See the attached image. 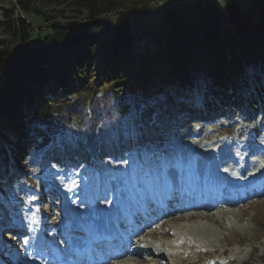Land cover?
<instances>
[{
  "label": "trees",
  "instance_id": "trees-1",
  "mask_svg": "<svg viewBox=\"0 0 264 264\" xmlns=\"http://www.w3.org/2000/svg\"><path fill=\"white\" fill-rule=\"evenodd\" d=\"M9 2L0 13L1 169L13 146L33 149L59 126L55 154L95 165L188 134L192 122L232 127L233 117L263 112L264 0Z\"/></svg>",
  "mask_w": 264,
  "mask_h": 264
},
{
  "label": "rangeland",
  "instance_id": "rangeland-1",
  "mask_svg": "<svg viewBox=\"0 0 264 264\" xmlns=\"http://www.w3.org/2000/svg\"><path fill=\"white\" fill-rule=\"evenodd\" d=\"M216 1L223 8L222 0ZM3 6L10 7L9 0H0V13ZM33 22L34 30L43 31V28L38 26L39 22L35 20ZM1 35L0 33V37ZM146 39L145 36L140 37L136 51H140L144 47ZM263 114L264 110L257 116H249L245 119L242 117L233 118L230 122L231 124L235 123L234 127L224 126L223 123L215 121L205 127L204 132L200 133V138L187 139L184 134L182 136L179 132H171L166 142L168 144L163 146L162 154L156 153L152 146L145 153H133L126 160L117 162L116 165H112L108 160L109 171L113 173V176L109 177V181H106L105 184L102 182L103 178L98 176L103 172V167L67 171L65 164L54 157L47 156L48 160L44 161L42 156L47 155L46 152L50 148L51 141L54 140L58 143L60 139L61 129L59 128L54 133L47 134L49 140L40 141L38 152L30 153L29 162L24 159L25 157L22 162L15 158L11 159L13 161L9 164L8 161L3 162L4 166H9V172H11L10 177L6 179L13 180V183H10L6 197L0 194V226H15L13 223L26 224L32 221V226L36 227L43 211L50 212L52 208L58 209L59 206H71L76 211L82 209L86 212L96 210V208L99 212L105 211L106 208L121 210L124 205H130L136 200L135 192L137 190H134L133 186L137 187L138 184H141V181L138 183V180L143 178L153 187L155 182L159 183L161 180L174 182L178 171H180L178 168L181 169L184 166L195 168L197 172L203 171L204 166L211 175L219 174L223 169L231 174H237L240 169L246 168L245 170L248 169V171L243 178L247 179L248 176H253L255 171L261 169L264 171V118L261 117ZM226 120L229 119L226 117ZM195 126L197 128L199 123H196ZM259 127L261 129L257 133ZM132 131L134 134V130L130 131L129 128L130 135ZM251 135H255L259 142L250 141ZM241 146H245L244 154L240 153ZM16 149L18 146H13L14 152ZM194 154L195 156H193ZM161 155L167 156L168 160L176 157L179 160L178 164L174 166L173 164L162 165L164 169L172 170L170 175H163L158 167V161L162 164ZM18 156L20 158V154ZM216 163H220L218 168ZM35 165L42 168L35 169ZM14 173L17 175L15 176ZM18 176L20 177L19 181H15ZM166 186L164 184L159 186L156 190L157 195L165 192ZM46 187L48 188L45 190ZM256 188L258 194H255L250 201L228 205L225 210H220L217 213H211L206 209L184 211L185 214H178L181 219L173 217H178L176 213L171 216L173 220L168 217L165 223L158 225L160 227L152 228L154 230L147 229L149 234L155 233L156 235V240L153 241L154 245L156 243L165 244L173 241L172 239L175 241L176 236L180 238L178 234L174 238H164L160 234L161 228L181 232L182 236L189 241L180 245L176 244L174 247L163 248L161 246L163 256L159 260L164 264H211V262L264 264V181L258 183ZM39 190L42 193L47 190L55 193V196H52L54 201L46 207L40 205L38 207L30 197H32L31 194L36 197L34 193ZM109 194L112 196H108ZM57 196L59 197L57 198ZM8 197L10 199L7 204ZM59 202L60 205L57 206ZM87 202L88 204H85ZM30 207L34 210H29ZM35 213L37 217L31 220ZM189 214H205L209 217L200 218L198 216L187 220ZM183 224L193 226H184ZM180 226L182 229L177 231ZM5 234L3 240L7 238L11 241L12 234ZM151 246L155 247L152 249H157V246ZM158 249L160 248L158 247ZM132 259L135 260V264L140 260L137 257Z\"/></svg>",
  "mask_w": 264,
  "mask_h": 264
},
{
  "label": "bare ground",
  "instance_id": "bare-ground-1",
  "mask_svg": "<svg viewBox=\"0 0 264 264\" xmlns=\"http://www.w3.org/2000/svg\"><path fill=\"white\" fill-rule=\"evenodd\" d=\"M18 160V159H17ZM28 161H30V159H28ZM20 163V162H19ZM216 164H218V163H216ZM220 164V163H219ZM218 164V167L220 166ZM205 165V164H204ZM206 166V165H205ZM222 167V166H221ZM203 170H207L206 169V167L204 168V166H203ZM248 171V169L247 170H244V173H246ZM11 172H9V166L7 167V172H6V178L8 177H10L9 175H11L10 174ZM15 174V176L17 175V173H14ZM211 175V174H210ZM222 175V174H221ZM249 177V176H248ZM247 177V178H248ZM210 179H211V177H209ZM252 178V176L250 177V179ZM211 181H213V182H215V180L214 179H211ZM48 187H46V188H44L45 190L47 189ZM41 191H42V189H41ZM41 191H39V194L40 195H44L47 191H45L44 193H42ZM178 200H180L181 201V198L180 199H178L177 197H175L174 195L170 198V203L171 204H175V203H177V201ZM103 207H105V206H103ZM97 209V208H96ZM187 209H190V208H185L184 210H187ZM66 211V210H65ZM67 211L69 212V209H67ZM111 214H106L105 215V217H107V216H110ZM181 215V214H180ZM178 216V215H177ZM200 217V218H205V217H207L208 215H205V214H192V215H190L189 214V216H188V218H186L187 220L189 219V218H192V219H194V218H197V217ZM209 217V216H208ZM174 218H180V216H178V217H174ZM181 219V218H180ZM184 225V224H183ZM6 227H8V225H5ZM10 227H13V229L14 228H18V226H11V225H9ZM184 226H190V227H192L193 225H188V224H185ZM3 227V226H2ZM147 228V227H146ZM158 228V227H157ZM179 229H177V231L178 230H180V229H182V226H180V227H178ZM189 228V227H188ZM162 230L160 231V234L164 237V238H174L177 234L180 236V238H183V240H184V243L185 242H189L185 237H183L182 236V234H181V232H176V231H174V230H172V229H168V228H161ZM142 230H144L143 228H142ZM13 234V233H12ZM149 234V233H148ZM150 236H151V238H153V239H155V233H150ZM173 241H170V242H167V243H156V245H154L153 243L151 244V245H153V246H157V249L156 250H154V253H152L149 249H148V247H142V246H138L140 243H143V244H145L148 240H147V238H142V237H136V238H134L133 239V241H132V245L134 246V251L133 252H130V253H125L123 256H120L119 258H118V261H121L122 263H120V264H132L131 262H129V261H132V262H134L135 260H133L132 258H135V257H137V258H139L140 260L138 261V263L137 264H164V263H162L159 259L160 258H162V256H163V252L161 251V246L163 247V248H166L167 246L168 247H174L175 246V242H174V239H172ZM150 245V246H151ZM182 246V245H181ZM158 247L160 248V249H158ZM6 250H7V248H5ZM178 251V250H177Z\"/></svg>",
  "mask_w": 264,
  "mask_h": 264
},
{
  "label": "snow or ice",
  "instance_id": "snow-or-ice-1",
  "mask_svg": "<svg viewBox=\"0 0 264 264\" xmlns=\"http://www.w3.org/2000/svg\"><path fill=\"white\" fill-rule=\"evenodd\" d=\"M125 163H128V161H125ZM158 167L160 169V171L162 172L163 175H170L171 174V169H164L162 164L158 161Z\"/></svg>",
  "mask_w": 264,
  "mask_h": 264
}]
</instances>
